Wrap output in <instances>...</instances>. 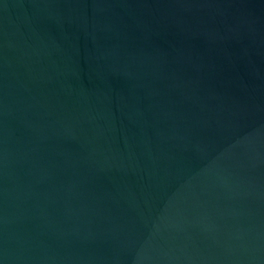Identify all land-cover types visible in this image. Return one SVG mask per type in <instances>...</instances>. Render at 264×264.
I'll return each mask as SVG.
<instances>
[{
    "label": "water",
    "instance_id": "1",
    "mask_svg": "<svg viewBox=\"0 0 264 264\" xmlns=\"http://www.w3.org/2000/svg\"><path fill=\"white\" fill-rule=\"evenodd\" d=\"M0 264H264V0H0Z\"/></svg>",
    "mask_w": 264,
    "mask_h": 264
}]
</instances>
